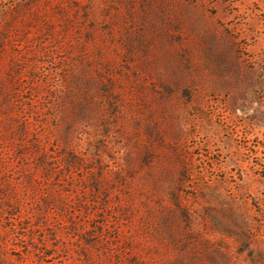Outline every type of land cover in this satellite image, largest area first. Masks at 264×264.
<instances>
[{
    "label": "rangeland",
    "instance_id": "rangeland-1",
    "mask_svg": "<svg viewBox=\"0 0 264 264\" xmlns=\"http://www.w3.org/2000/svg\"><path fill=\"white\" fill-rule=\"evenodd\" d=\"M0 264H264V0H0Z\"/></svg>",
    "mask_w": 264,
    "mask_h": 264
}]
</instances>
